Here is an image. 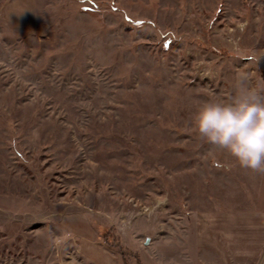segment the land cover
<instances>
[{
    "label": "rangeland",
    "instance_id": "obj_1",
    "mask_svg": "<svg viewBox=\"0 0 264 264\" xmlns=\"http://www.w3.org/2000/svg\"><path fill=\"white\" fill-rule=\"evenodd\" d=\"M239 73L264 89V0H0V264L121 257L127 218L254 185L193 124Z\"/></svg>",
    "mask_w": 264,
    "mask_h": 264
},
{
    "label": "crops",
    "instance_id": "obj_2",
    "mask_svg": "<svg viewBox=\"0 0 264 264\" xmlns=\"http://www.w3.org/2000/svg\"><path fill=\"white\" fill-rule=\"evenodd\" d=\"M254 173V185L240 175L216 197L192 194L190 212L166 207L151 230L145 218H127L135 240L122 242L121 257L103 253L93 264H120L125 255L129 264H264V174Z\"/></svg>",
    "mask_w": 264,
    "mask_h": 264
},
{
    "label": "clouds",
    "instance_id": "obj_3",
    "mask_svg": "<svg viewBox=\"0 0 264 264\" xmlns=\"http://www.w3.org/2000/svg\"><path fill=\"white\" fill-rule=\"evenodd\" d=\"M193 124L202 141L228 153L240 167L264 174V89L251 85L246 73L234 78L226 100L201 105ZM64 242L57 238L54 246Z\"/></svg>",
    "mask_w": 264,
    "mask_h": 264
}]
</instances>
